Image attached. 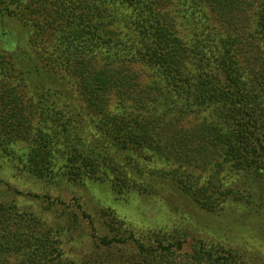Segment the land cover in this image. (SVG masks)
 Returning a JSON list of instances; mask_svg holds the SVG:
<instances>
[{"label":"trees","instance_id":"1","mask_svg":"<svg viewBox=\"0 0 264 264\" xmlns=\"http://www.w3.org/2000/svg\"><path fill=\"white\" fill-rule=\"evenodd\" d=\"M0 14L34 28L36 41L50 35L46 60L74 76L81 94L78 109L40 89L26 105L0 83V155L24 175L56 182L58 149L73 162L104 151L138 177L152 159L164 167L149 174L171 175L208 211L220 206L213 191L224 172L264 175V0H0ZM22 59L19 69L42 83L47 72ZM19 139L24 156L15 152ZM16 198L0 188V264H61L58 237L67 228L46 226ZM97 241L108 249L131 242L137 264H177L184 244L163 231L147 241ZM226 256L221 264H236Z\"/></svg>","mask_w":264,"mask_h":264},{"label":"rangeland","instance_id":"2","mask_svg":"<svg viewBox=\"0 0 264 264\" xmlns=\"http://www.w3.org/2000/svg\"><path fill=\"white\" fill-rule=\"evenodd\" d=\"M34 30L0 14V83L14 88L26 105L34 104L35 91L40 89L60 93L57 104L78 109L81 94L74 76L46 60L52 57L51 36L36 41ZM11 54L20 61L24 54L31 58L38 66L28 64L32 72L39 68L47 72L44 81L27 76L17 65L19 59L12 60ZM132 69L142 75L148 72L143 67ZM59 78L62 81L57 82ZM32 117L29 121L35 126L36 117ZM90 128L86 129L92 133ZM27 147L19 139L14 148L17 155L24 156ZM97 152L93 161L79 158L73 162L66 149H58L55 168L59 179L52 183L24 175L8 155H0V188L16 196L18 207L35 214L46 226L67 228L58 237L61 264L142 263L131 242L112 244L108 249L100 247L97 240L147 241L157 231L184 240L182 251L173 255L177 264H221L228 251L236 264H264V175L224 172L223 183L213 191L220 206L208 211L180 192L171 175L149 174L162 169V163L148 160V174L132 176L122 159L112 163L103 159L104 151ZM134 181L135 186L126 187ZM143 188L146 192L139 193ZM217 257L222 259L215 262Z\"/></svg>","mask_w":264,"mask_h":264}]
</instances>
